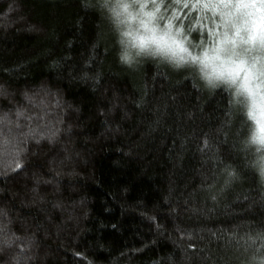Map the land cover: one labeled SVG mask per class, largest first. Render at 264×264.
<instances>
[{
  "label": "trees",
  "instance_id": "trees-1",
  "mask_svg": "<svg viewBox=\"0 0 264 264\" xmlns=\"http://www.w3.org/2000/svg\"><path fill=\"white\" fill-rule=\"evenodd\" d=\"M115 52L82 0H0V208L17 238L0 264L25 250L27 264H244L264 185L231 94Z\"/></svg>",
  "mask_w": 264,
  "mask_h": 264
},
{
  "label": "clouds",
  "instance_id": "clouds-1",
  "mask_svg": "<svg viewBox=\"0 0 264 264\" xmlns=\"http://www.w3.org/2000/svg\"><path fill=\"white\" fill-rule=\"evenodd\" d=\"M82 3L85 8L95 10L110 27L121 66L135 68L146 60L153 61L173 71H190L208 91H228L247 126L239 139V151L248 155L246 166L264 185V118L253 108L252 98L241 86L242 79H233L232 71L235 61L243 60L258 75L252 81L253 87L258 83L264 85V48L239 40L235 45L231 42L221 45L223 31L214 32L210 40L193 43L182 27L166 21L158 11L159 5L149 0H82ZM228 32L231 33L230 28ZM260 90L264 91V87ZM38 135L44 138V134ZM228 175L238 178L235 167H229ZM7 217V211L0 208V253L17 244V238L7 227ZM249 239L253 249L244 264H264V230ZM25 251L14 252L9 264H27L29 257Z\"/></svg>",
  "mask_w": 264,
  "mask_h": 264
},
{
  "label": "snow or ice",
  "instance_id": "snow-or-ice-1",
  "mask_svg": "<svg viewBox=\"0 0 264 264\" xmlns=\"http://www.w3.org/2000/svg\"><path fill=\"white\" fill-rule=\"evenodd\" d=\"M149 2L158 4V11L163 14L164 19L182 27L186 37L192 41L193 35L200 36L201 29H204L211 37L214 32L219 34L223 31L225 37L220 40L221 45L228 42L235 45L239 40L252 46L259 44L261 48H264V0H149ZM181 9L185 11L181 12ZM189 9H195L200 15L188 17L185 24ZM207 13H212V16H208ZM206 19L211 21L212 27L204 23ZM229 28L231 33L228 32ZM235 65L232 69L233 79H242L241 86L252 98L253 108L259 111L261 118H264V91L260 90L264 85L258 83L253 87L252 81L257 80L258 75L245 61H235ZM28 135L37 139V143L39 142L35 130L30 129ZM55 135V132H51L48 139L51 140ZM204 144L208 146V141L205 140ZM22 151L23 149L17 146L11 155L10 168L23 170V166L19 163ZM225 171L228 175V169ZM228 177L231 178L229 175Z\"/></svg>",
  "mask_w": 264,
  "mask_h": 264
}]
</instances>
